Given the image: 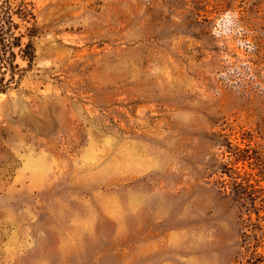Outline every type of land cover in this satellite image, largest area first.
<instances>
[{"label": "rangeland", "instance_id": "1", "mask_svg": "<svg viewBox=\"0 0 264 264\" xmlns=\"http://www.w3.org/2000/svg\"><path fill=\"white\" fill-rule=\"evenodd\" d=\"M12 4L35 57L14 49L0 93V264L67 259L49 170L163 186L188 260L264 264V0Z\"/></svg>", "mask_w": 264, "mask_h": 264}, {"label": "crops", "instance_id": "2", "mask_svg": "<svg viewBox=\"0 0 264 264\" xmlns=\"http://www.w3.org/2000/svg\"><path fill=\"white\" fill-rule=\"evenodd\" d=\"M41 173L42 197L61 218L52 248L62 264H195L187 257L194 230L179 216L180 197L163 186L115 184L97 170Z\"/></svg>", "mask_w": 264, "mask_h": 264}, {"label": "trees", "instance_id": "3", "mask_svg": "<svg viewBox=\"0 0 264 264\" xmlns=\"http://www.w3.org/2000/svg\"><path fill=\"white\" fill-rule=\"evenodd\" d=\"M12 0H0V93L4 91V72L14 67L16 53L15 48H20L29 61L32 62L35 57L34 45L29 42L22 48L21 39L15 36L13 30L18 26L14 21Z\"/></svg>", "mask_w": 264, "mask_h": 264}]
</instances>
